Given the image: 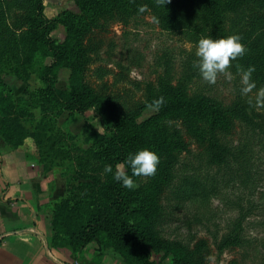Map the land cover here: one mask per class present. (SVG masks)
Here are the masks:
<instances>
[{
    "label": "trees",
    "instance_id": "trees-1",
    "mask_svg": "<svg viewBox=\"0 0 264 264\" xmlns=\"http://www.w3.org/2000/svg\"><path fill=\"white\" fill-rule=\"evenodd\" d=\"M73 1L76 11L64 10L50 18L43 0H0V134L4 140L16 148L31 137L43 169L52 170L68 165L76 149L67 143L72 135L62 131L54 111L84 113L99 104L111 124L108 134L90 130L85 138L89 146L82 151L85 157L78 155V173L89 166L91 182L73 187L51 204L49 248L79 253L96 238L117 253L122 264H158L154 257L158 250L169 253L172 264H207L197 243L173 249L164 228L177 222V214L186 207L205 211L212 199L220 197L238 208V215L226 232L212 236L216 255L243 249L244 221L264 174L258 156L264 149V125L253 103L237 91L225 101L197 86L200 75L192 67L196 60L192 53L178 71L166 65L154 81L144 82V103L132 112L118 110L112 99L95 97L79 76L92 61L91 55L98 57L100 38L110 24H127L151 14L162 30L183 31L197 41L239 34L246 53L230 66L241 74L254 66L252 80L262 89L264 0H170L164 6L157 0ZM58 27L64 32L61 41L52 36ZM61 66L70 70L64 89L56 87ZM14 73L35 78V86L17 98L3 90L2 74ZM160 97L165 103L156 109L153 101ZM147 107L154 113L138 121L137 114ZM164 120L176 123L165 131L159 125ZM145 147L158 153L160 163L154 176L133 177L138 188H124L112 174L104 173L105 165H111L113 171L123 168L131 175L127 157ZM227 191L235 195L234 200L222 196ZM188 241L193 242V237ZM261 251L264 264V244Z\"/></svg>",
    "mask_w": 264,
    "mask_h": 264
},
{
    "label": "rangeland",
    "instance_id": "rangeland-1",
    "mask_svg": "<svg viewBox=\"0 0 264 264\" xmlns=\"http://www.w3.org/2000/svg\"><path fill=\"white\" fill-rule=\"evenodd\" d=\"M43 3L45 5L44 13L50 18L64 10H77L73 0H43ZM52 36L59 41L63 40L62 27L55 29ZM197 42L183 31L172 33L162 30L153 20L151 14L132 19L127 24L113 23L100 38L98 57L91 55L92 61L85 65L79 78L95 97L112 99L118 110L132 112L144 103V91L142 90L144 82L154 81L166 65L173 68L174 72L178 71L180 64L189 58L188 54H195ZM120 71H124V75L119 73ZM228 71L231 73V79L222 73L218 75L215 84H208L200 77L197 79L198 84L196 85L225 101L232 98L237 91L247 101L253 103L254 110L264 125V103L258 105L256 101L260 89L256 87L247 95L243 94L241 91L242 74L234 72L231 66ZM31 75L26 77L21 73L2 74L3 90L9 91L13 98L22 96L26 88L32 89L35 86V78L33 74ZM69 80V67H59L56 87L66 88ZM54 112L57 114L56 121L62 131L72 135L68 136L67 143L76 145V149L71 152L68 165L44 170L38 160L33 139L31 137L24 139L31 140L33 144V148L28 150L29 162L27 163L29 167L26 169L32 171L37 180L35 185L39 184L40 186L36 192L39 199L34 202L33 206H35L36 210L34 211L44 231L43 235L47 232H51L52 235L51 204L68 194V190L73 187L88 181L91 182L89 166L84 167L82 174L77 170L78 155L80 154V157L84 158L85 155L82 151L89 146L85 140L89 131L108 134V128L111 125L102 116L99 104L84 113L69 114L60 110ZM153 113L154 108L147 107L137 114V120L141 121ZM175 123L174 120H164L159 125L161 124V129L168 131L167 129ZM16 148H12L0 134V153ZM258 156L261 157L264 164V149L259 151ZM36 174L38 176H35ZM88 189L90 188L88 187ZM21 190H23L22 187ZM222 196H230L233 200L235 199V195L230 191ZM253 203L254 205L244 221L243 234L247 243L243 249H228L221 256L216 255L211 243L212 236L215 234L220 236L226 232L228 224L238 215V208L227 200H221L220 197L212 199L209 208L205 211L188 206L179 212L177 214L179 220L165 226L164 237L168 242L174 243L173 249L185 244L193 247L197 243L196 245L202 249L201 253L205 256L207 264L216 262L220 264H233L232 262L235 264H261V248L264 244V174ZM248 206L249 204L244 201L245 211ZM192 237L194 241L190 243L188 240H191ZM48 250L62 264H122L121 257L117 253L105 249L100 240L96 238L87 243L79 253L67 249L52 250L49 248V241ZM154 257L158 264H172L171 255L169 253L164 255V250L156 251Z\"/></svg>",
    "mask_w": 264,
    "mask_h": 264
},
{
    "label": "crops",
    "instance_id": "crops-1",
    "mask_svg": "<svg viewBox=\"0 0 264 264\" xmlns=\"http://www.w3.org/2000/svg\"><path fill=\"white\" fill-rule=\"evenodd\" d=\"M32 148L26 139L15 150L0 153V264H62L50 254L51 232L43 235L34 211L40 186L26 169Z\"/></svg>",
    "mask_w": 264,
    "mask_h": 264
},
{
    "label": "clouds",
    "instance_id": "clouds-1",
    "mask_svg": "<svg viewBox=\"0 0 264 264\" xmlns=\"http://www.w3.org/2000/svg\"><path fill=\"white\" fill-rule=\"evenodd\" d=\"M163 6L170 3V0H157ZM140 12L144 8L139 9ZM155 20V18H153ZM246 53V47L242 43V37L239 34H230L218 38L204 36L200 38L196 45L195 57L192 67L196 69L205 82L215 84L219 74H225L231 79V73L228 71L231 61L242 57ZM255 71L254 66H249L243 70L241 77L243 94L247 95L254 88L256 83L252 80V74ZM257 104L264 103V88L260 89L256 96ZM165 103L163 97L153 101V106L159 109ZM160 157L158 153L151 148H141L135 153L129 154L126 160V167L131 169V175L123 168H117L113 171L111 165H105L104 173L112 174L115 181L119 182L124 188L134 190L139 187L133 177H151L157 172Z\"/></svg>",
    "mask_w": 264,
    "mask_h": 264
}]
</instances>
